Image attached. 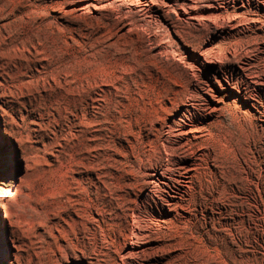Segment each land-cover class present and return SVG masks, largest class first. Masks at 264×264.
I'll return each instance as SVG.
<instances>
[{"label":"rangeland","instance_id":"374dc122","mask_svg":"<svg viewBox=\"0 0 264 264\" xmlns=\"http://www.w3.org/2000/svg\"><path fill=\"white\" fill-rule=\"evenodd\" d=\"M214 230L264 264V0H0V264Z\"/></svg>","mask_w":264,"mask_h":264},{"label":"bare ground","instance_id":"6f19581e","mask_svg":"<svg viewBox=\"0 0 264 264\" xmlns=\"http://www.w3.org/2000/svg\"><path fill=\"white\" fill-rule=\"evenodd\" d=\"M179 195L181 197H184V195H188V192L187 191H180ZM203 220L205 221V219H203ZM200 227H201V225H200ZM214 231H215L214 235H210L209 237L204 236L203 239L192 238V237L186 236L183 241H181V238L180 239L177 238L178 240H174V241H171L170 243H168L166 245H162L163 249H165L164 252L167 250L173 254L172 257L169 255L171 257V259L169 260L170 264L171 263L172 264H207L208 260L212 258L211 254H210V246H212V245L216 246L217 244H219V243H217V241H218L219 236L221 235L220 231H218V230H214ZM198 237H200V236H198ZM235 244H236L235 242L232 243L233 246ZM225 246H226V244L219 249L221 251L219 254H218V252H216L215 254L212 253L214 255V260L215 259L221 260V258L223 257V256H221V254L223 253V255H224ZM234 255H235V253H234Z\"/></svg>","mask_w":264,"mask_h":264}]
</instances>
